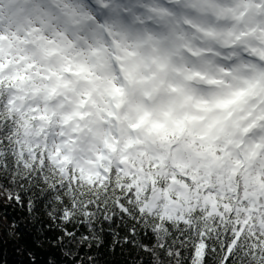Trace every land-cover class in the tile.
Here are the masks:
<instances>
[{
  "label": "snow or ice",
  "instance_id": "1",
  "mask_svg": "<svg viewBox=\"0 0 264 264\" xmlns=\"http://www.w3.org/2000/svg\"><path fill=\"white\" fill-rule=\"evenodd\" d=\"M0 180L71 264H264V0H0Z\"/></svg>",
  "mask_w": 264,
  "mask_h": 264
},
{
  "label": "trees",
  "instance_id": "2",
  "mask_svg": "<svg viewBox=\"0 0 264 264\" xmlns=\"http://www.w3.org/2000/svg\"><path fill=\"white\" fill-rule=\"evenodd\" d=\"M5 187L12 185L7 180H0V264H71L57 242V237L62 235L58 227L60 222L48 217L51 211L50 194L40 189L21 193L25 200V206L21 207L7 199ZM29 198L36 205L31 213L27 210ZM13 222L18 227H14ZM127 224L128 221L120 217H116L111 224L102 220L97 222L96 231L102 243L99 247L95 246V242L91 248L87 245L81 247L78 258L83 260V264H88L89 255L97 258V264H136L137 259L144 264H151V257L130 246L120 244L115 247V251L112 250L114 241L125 234ZM67 227L77 233L88 234L82 223ZM138 239L155 244V238L142 229Z\"/></svg>",
  "mask_w": 264,
  "mask_h": 264
}]
</instances>
